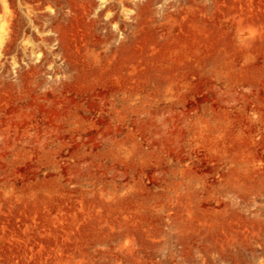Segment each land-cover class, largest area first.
<instances>
[{
    "label": "rangeland",
    "instance_id": "rangeland-1",
    "mask_svg": "<svg viewBox=\"0 0 264 264\" xmlns=\"http://www.w3.org/2000/svg\"><path fill=\"white\" fill-rule=\"evenodd\" d=\"M0 264H264V0H0Z\"/></svg>",
    "mask_w": 264,
    "mask_h": 264
}]
</instances>
